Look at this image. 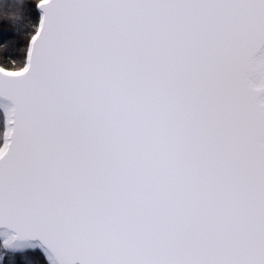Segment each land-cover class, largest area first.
<instances>
[{"label":"snow or ice","instance_id":"1","mask_svg":"<svg viewBox=\"0 0 264 264\" xmlns=\"http://www.w3.org/2000/svg\"><path fill=\"white\" fill-rule=\"evenodd\" d=\"M0 264H264V0H0Z\"/></svg>","mask_w":264,"mask_h":264},{"label":"trees","instance_id":"2","mask_svg":"<svg viewBox=\"0 0 264 264\" xmlns=\"http://www.w3.org/2000/svg\"><path fill=\"white\" fill-rule=\"evenodd\" d=\"M15 12H16V9H12V13L15 14Z\"/></svg>","mask_w":264,"mask_h":264}]
</instances>
